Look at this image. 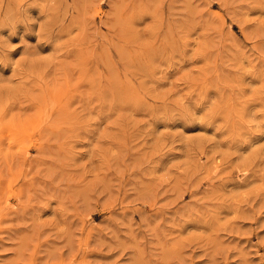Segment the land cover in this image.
<instances>
[{
	"label": "rangeland",
	"instance_id": "1",
	"mask_svg": "<svg viewBox=\"0 0 264 264\" xmlns=\"http://www.w3.org/2000/svg\"><path fill=\"white\" fill-rule=\"evenodd\" d=\"M0 264H264V0H0Z\"/></svg>",
	"mask_w": 264,
	"mask_h": 264
}]
</instances>
